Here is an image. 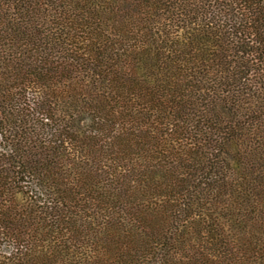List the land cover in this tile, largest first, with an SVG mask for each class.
<instances>
[{"label": "trees", "instance_id": "16d2710c", "mask_svg": "<svg viewBox=\"0 0 264 264\" xmlns=\"http://www.w3.org/2000/svg\"><path fill=\"white\" fill-rule=\"evenodd\" d=\"M0 264H264V0H0Z\"/></svg>", "mask_w": 264, "mask_h": 264}]
</instances>
